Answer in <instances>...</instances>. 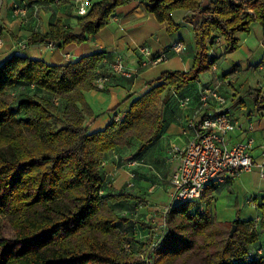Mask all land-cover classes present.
<instances>
[{"label": "trees", "instance_id": "16d2710c", "mask_svg": "<svg viewBox=\"0 0 264 264\" xmlns=\"http://www.w3.org/2000/svg\"><path fill=\"white\" fill-rule=\"evenodd\" d=\"M130 1L93 2L85 15L78 16L79 33L58 19L49 24L48 32H33L27 43H81L109 23L118 6ZM145 8L169 30L179 27L173 10L190 11L184 21L193 27V64L188 71H161L122 118L103 129L88 130L85 115L92 111L84 96L98 77L102 52L61 64L14 53L0 64V216L13 228L10 236L0 237V264H144L132 254L127 231L120 229L138 211L118 214L110 204L115 196L102 194L101 169L107 153L129 136L138 140L140 150L151 143L165 122L166 89L180 91L211 69L215 60L208 47L216 36L225 41L224 53H230L239 45L238 33L249 31L252 22L264 28V0H145ZM261 42L264 45V37ZM17 86L36 91H25L12 103L8 91ZM247 95L258 111H264V91L252 88ZM212 190L210 185L203 197ZM194 203L176 202L168 209V231L153 248V264L182 259L183 264H192L189 258L202 249H211L207 264H264V245L258 240V232L264 233V204L258 222L236 217L235 232L215 239L212 216L194 209Z\"/></svg>", "mask_w": 264, "mask_h": 264}, {"label": "crops", "instance_id": "0c3cea01", "mask_svg": "<svg viewBox=\"0 0 264 264\" xmlns=\"http://www.w3.org/2000/svg\"><path fill=\"white\" fill-rule=\"evenodd\" d=\"M87 1L91 6L93 2L98 0ZM16 6L24 8L25 14L16 13ZM77 6L78 0H71L62 4L59 3V1L49 3L29 2L28 0H4L3 6L0 9V36H4L6 43L0 51V64L14 53L25 54L33 58H41L53 64H61L77 60L86 54L102 52L103 58L99 63L97 76H107L108 80L104 88H97L93 85V88L84 92L86 104L92 111V115H85L86 125L90 132L103 129L113 119H121L123 112L130 105L131 101L150 88L147 82L155 80L160 76L161 72L150 77L145 76H148L151 64L141 56L138 48L144 45L149 34H152L155 39V45L152 47L155 55L162 51H166V59L170 57L169 59L176 60L178 63L182 64V69L174 68V70L188 71L191 68L196 46L191 52L187 47L185 51L180 53L172 52L170 46L168 49L163 47V45L160 44V37L155 31L149 32L146 30L145 22H149L155 28L158 21L152 13L146 10L145 0H132L118 6L113 12L112 19H109V23L104 25L96 34L86 35V40L81 43H69L66 45L54 43L53 47H49L47 42L27 43V38L33 32H48L49 24L58 19L61 20L66 27L79 33L81 27L77 24L79 16L77 14ZM189 14L190 11L185 9H176L171 12L174 22L178 23L179 26L180 23H183L192 29V25L184 21V18ZM163 24L164 23L161 25ZM251 25L256 26L255 21L252 22ZM261 28L262 34L260 38L264 35V28ZM187 31L190 32V28H188ZM238 35L241 36L242 33L239 32ZM213 45L209 54L210 59L215 60L214 65L216 69H211V71H209L211 75L208 77H205L204 73H201L197 80L188 83L178 92L182 94L183 97H189V101L185 106H180L177 99L174 97L170 99L164 111L165 122L160 133L140 152L143 155L149 154L151 160L157 162L165 159V165L172 175L174 170H176L175 167L178 164V160L173 157L169 148L173 144L182 147L188 139L192 137L193 127L190 125L192 118L188 120V117L192 115H197L198 117L201 115V111H198V92L205 85L218 86L219 94L227 99L226 109L229 115L233 119L241 122L242 128H236L229 133V144L252 136L254 138L252 148L253 160L256 164H263L264 169V111H258L251 98H247V94L252 88L260 87L264 90V83L257 79L256 82L258 85L254 87L249 86L246 79L243 81H239L238 79V75H240L242 71L248 70V68L251 67L254 69V65L250 63L254 51L249 48L245 56L237 59V61H230L226 67L228 69L221 72L218 64L219 59L223 60L230 58V55L234 53H224V40L221 41L219 45ZM117 59L122 60L129 68L137 69L139 72L138 76L136 78H127L116 72H112L111 62ZM256 67L259 71L264 70L263 62L258 66L256 65ZM254 70V72H256L257 69ZM217 107L218 103L216 100L212 99L208 110L215 111ZM250 125H252V129H249ZM107 155H109V153H107ZM106 157L110 158L108 156ZM106 160L107 162L104 164V170L107 172L109 160ZM141 165L144 166L145 164L139 163L132 168H137ZM252 171H257L259 174V167L256 166ZM237 177L238 176L223 183L214 184L213 197L219 190H228L231 193L236 191L238 196L244 195V197L255 196L257 198L261 196L263 200L260 203L251 205L247 201H244L243 196L241 198L242 206H245L247 203L249 207H251L250 209H253L252 216L246 217V219L259 220L261 214L260 206L264 204V177L259 175L262 182L259 183L260 185L255 186L253 190L248 188L247 182ZM217 187H219V189ZM216 189H218L217 192H215ZM171 192L172 185L169 189V193ZM136 207L138 212H148L150 210V206H147L146 210H143L140 206ZM259 242L261 241L259 240Z\"/></svg>", "mask_w": 264, "mask_h": 264}, {"label": "rangeland", "instance_id": "374dc122", "mask_svg": "<svg viewBox=\"0 0 264 264\" xmlns=\"http://www.w3.org/2000/svg\"><path fill=\"white\" fill-rule=\"evenodd\" d=\"M255 23L256 26L251 25L249 31L240 32L242 33V35H238L239 45L237 49H235L233 52L225 53L234 54L230 55V58H226L223 60L219 59L218 61L219 69L221 70V72H223L224 70L228 69L226 67L230 61H237V59L245 56V53L247 52V50H249V48L253 49L254 54L250 60V63H252L254 65L253 68L257 70L256 72H254L255 70L252 69V67L248 68V70L242 71L241 74L238 75V79L239 81H243L244 79H246L247 84L254 87L258 85L256 82L257 79L264 83V70L259 71L256 67V65L258 66L262 64V60L264 57V48H262L264 46L261 42L264 35L262 38H260V35L262 34V26L257 21H255ZM161 24L162 23L157 22L156 27L154 28L149 22H145V27L149 32L155 31V33L160 37V44L163 45V47L168 49L172 41L174 42L177 40H182L185 42L190 52L193 50V48L195 47L193 28L191 29V27L180 23V26L177 29L169 30V26L166 23L163 24L164 27ZM188 28H190V32L187 31ZM1 38L3 40V44L0 47V51L6 43L4 36H1ZM146 39L147 40L144 42L143 46L149 47L152 52L151 55L154 56L155 52L152 50V47H154L155 45L154 36L152 34H149ZM213 46L214 45H209V51ZM209 51L208 53H210ZM169 58H167L165 61H161L154 66L151 65L148 76H145L150 77L152 75L159 74L161 71L166 69H182L183 66L181 63H178L176 60H171ZM209 71H211V69L203 72L205 77L211 75ZM34 88L35 87L17 86L13 89H10L8 93L10 95L9 97H11L12 99V103L17 102V100L21 96H23V93L25 91H36ZM178 92L179 91L175 90L173 87H168L166 89V91L164 92L166 94V105L167 103L169 104V101L172 97L177 99L178 104L180 103L179 100L183 98V95L179 94ZM247 98L250 99L249 96H247ZM196 116L192 115L191 117H188V120H190L191 118L193 119ZM53 126H58V123L53 122ZM138 145V140L132 136H129L127 140L123 141L121 144H119L118 147L112 150L113 153L112 151L108 152L109 155L107 156L110 157L107 158L109 160V164L107 163L108 170L106 172L104 170V166L101 169L104 178L103 187H105L102 194H113L115 196V201H110V204L118 214L120 212H123L124 210L134 212L136 211V206H140V208H143V210H146V207L150 206V210L148 212H137L136 215L128 218V221H126L125 224L123 223L122 226H120V229L127 231L126 236L127 240L129 239L131 241L129 243L130 247H132V254L140 256L144 260V264H153L154 257L153 255H151L153 254V248L162 242L164 236L168 231V225L166 224V220L163 217L162 213H160V208L164 205V203H169V189L172 185V173L166 167L165 159L158 162L151 160L149 154L143 155L140 153L141 150L137 148ZM169 149L171 151V154L173 155L171 146ZM128 156L137 159L138 162L145 165L139 166L141 168H132L127 164H124L123 159ZM177 166L175 168H177ZM130 172L134 173L133 187L127 186V183L130 180ZM259 175L260 174H258L257 171H252L243 172L239 174L238 177L247 182L248 188L250 190H253L255 186L260 185L259 183L262 182V179L259 178ZM217 188L219 189V187ZM218 189H216L215 192H217ZM122 193L126 194V196L128 195V197H123L121 195ZM212 193L213 190L212 192L209 191L208 193H206V195L202 199L197 200L198 202L194 201L195 203L192 207H194V209H199L200 211H205L212 216L213 223L217 225L216 227H214V238L220 239V237L223 235L225 236L227 234H231L230 232L233 226L236 230V225L234 224L233 219H235L236 217H239L240 219H246V217L252 216L253 209H250L251 207H249L247 203L245 206H242V196L244 201H247V197L249 196H238L236 191H233V193H231L228 190H219L214 195V197ZM262 200L263 199L261 198V196H258L255 201L252 200L247 202L251 205L252 203H260ZM255 221L258 222V220ZM235 230L233 231V233L235 232ZM217 232L223 233L216 236ZM12 233L13 228L11 227L10 223L5 221L4 218L0 216V237H8ZM258 233V240H260V243L264 245L263 232L259 231ZM197 240L203 242V239L197 238ZM210 250L211 249H208V251H204L202 249L201 251L194 253L191 259L189 258L190 262L192 264H207L206 254H209ZM252 250H254V248H252ZM173 264H183V259L181 261L176 260Z\"/></svg>", "mask_w": 264, "mask_h": 264}, {"label": "built area", "instance_id": "2783aa9c", "mask_svg": "<svg viewBox=\"0 0 264 264\" xmlns=\"http://www.w3.org/2000/svg\"><path fill=\"white\" fill-rule=\"evenodd\" d=\"M59 0H56L58 2ZM4 0H0V9ZM90 5L87 0H78L77 14L85 15L89 11ZM16 13L25 14V9L15 7ZM112 15L109 19H112ZM222 41L221 36H216L214 44L219 45ZM3 40L0 36V47ZM49 47H53V42H47ZM139 52L147 62L156 65L166 59V51H162L152 56L151 50L147 46H139ZM187 49V45L182 40L171 43L170 50L180 53ZM215 70L213 64L211 67ZM111 71L127 78H136L137 69L129 68L122 60L111 62ZM107 76H98L94 82L97 88H104ZM199 107L201 115L196 116L190 121L193 127V135L184 146L173 144L171 150L173 156L178 160V166L172 175V192L170 193L169 203L160 208L163 217L173 203L185 201H197L201 199L210 185L223 183L233 179L243 172L252 171L256 166L259 167V174L264 177L263 164H256L252 157L254 138L248 136L243 140L229 144L228 135L236 128H242L241 122L233 119L227 109V99L219 94L217 85H205L198 92ZM218 103L215 111L208 110L211 100ZM189 101L188 96L179 100L180 106H185ZM252 129V125L249 126ZM124 164L133 167L140 162L128 156L123 159ZM134 173L130 172L128 187L134 186ZM255 201V196L247 197V201ZM256 204V203H252ZM163 218V220H164Z\"/></svg>", "mask_w": 264, "mask_h": 264}, {"label": "water", "instance_id": "95a60500", "mask_svg": "<svg viewBox=\"0 0 264 264\" xmlns=\"http://www.w3.org/2000/svg\"><path fill=\"white\" fill-rule=\"evenodd\" d=\"M234 230H235V228H234V226H233V228L231 229V232H230V233L232 234Z\"/></svg>", "mask_w": 264, "mask_h": 264}]
</instances>
